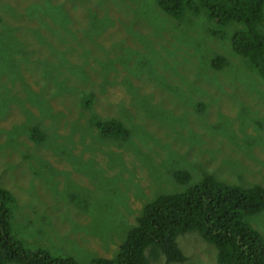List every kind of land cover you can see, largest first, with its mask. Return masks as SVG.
<instances>
[{
    "label": "rangeland",
    "instance_id": "rangeland-1",
    "mask_svg": "<svg viewBox=\"0 0 264 264\" xmlns=\"http://www.w3.org/2000/svg\"><path fill=\"white\" fill-rule=\"evenodd\" d=\"M41 1L0 0L3 22L38 25L43 36L39 41L30 30L17 32L27 43L16 53L29 66L21 76L13 51H0L7 59L0 70V185L17 199L15 231L39 237L34 246L54 254L73 249L78 257L112 256L122 230L136 222L148 200L182 188L174 178L178 169L191 175L185 189L207 173L229 183L264 185V81L234 51L231 34L214 37L209 31L215 22L205 15L187 12L178 19L154 0H53L54 6H33L38 18H30L26 8ZM215 56L227 59L224 69L212 67ZM38 57L51 69L37 67ZM142 66L152 68L149 78L160 83L147 82ZM84 69L91 78L79 86L94 94L90 110L83 115L75 93L49 101ZM105 71L112 84L104 82ZM130 91L140 105L153 95L163 110L150 121L133 118L139 124L131 125L127 139L103 138L91 114L127 123L121 112L139 115ZM48 101L50 110L39 106ZM51 113H61L62 139L38 144L29 126L53 124ZM251 223L264 235V211ZM178 242L184 263L161 256L151 264H218L215 247L197 232Z\"/></svg>",
    "mask_w": 264,
    "mask_h": 264
},
{
    "label": "trees",
    "instance_id": "trees-1",
    "mask_svg": "<svg viewBox=\"0 0 264 264\" xmlns=\"http://www.w3.org/2000/svg\"><path fill=\"white\" fill-rule=\"evenodd\" d=\"M52 1L42 0L31 4L26 8V14L30 18H38L39 9L34 7L37 4L54 6ZM154 2L165 13L178 19H182L187 12H192L197 16L205 15L214 21L215 26L210 29V35L225 39L231 34L234 51L246 58L250 67L257 71L264 81V0H154ZM91 9L90 7L88 11ZM0 24L2 26L0 51L7 55L13 51L18 70L21 71L18 74L21 76L22 68L29 66H24V58H17L16 53L22 48L25 49L27 43L16 34L20 30H30L39 41H42L43 36L39 31L41 29L38 25L13 28L12 25L3 22L1 17ZM45 24L44 21L41 22L42 26ZM232 26L233 33H230ZM52 31L58 34V31ZM85 33L92 36L91 30ZM4 60L7 63L5 57H0V70L3 69ZM35 64L46 71L51 69L41 57L36 59ZM211 64L214 69L221 70L226 67L228 61L223 56H215ZM142 68L148 71L147 82H159L149 78L154 74L152 68L145 66ZM81 75L78 80L71 81V84L65 83V87L63 84L59 86L50 94L49 101L53 96L75 93L78 95V105L83 109L84 115V110L91 109L94 94L79 86L80 81L87 82L91 78L90 73L84 69ZM163 75L167 77V72L164 71ZM180 75L184 78L183 74ZM102 77L105 78V83L112 82L108 81L110 77L106 71L102 73ZM140 89L143 93H149L142 87ZM128 96H131L130 102L136 105L139 115L132 117L131 112H121V116L130 118L127 123L118 117L102 119L91 114L90 123L95 125L103 138L127 139L132 132L131 125L135 123L132 122L133 118L145 122L158 118L161 113V104L153 102V95L148 104L144 102L142 105L134 102L135 95L132 91ZM49 101L45 104L39 103V106L50 110ZM51 115L55 120L53 124L44 126L36 121L34 125L29 126L28 133L34 142L49 144L63 135L57 131L63 126L60 124L61 113ZM63 127L66 128V125ZM72 140L76 144L74 134ZM174 178L182 188L159 193L155 198L148 200L136 222L122 230L121 242L112 256L88 253V256L78 257L72 252L73 249L71 252L68 250L66 253L63 251L62 254H54L47 247L34 246L39 237L30 240L15 231L12 216L17 199L10 189L0 185V264H151L152 260L161 256L167 263H184L187 256L181 249L178 238L188 232H197L215 247L218 264H264V235L251 223L252 216L264 211V185L255 183L244 186L229 183L207 173L199 183L185 189L191 175L185 170L178 169L174 172Z\"/></svg>",
    "mask_w": 264,
    "mask_h": 264
}]
</instances>
